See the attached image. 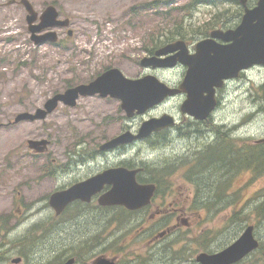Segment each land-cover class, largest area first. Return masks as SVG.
I'll return each mask as SVG.
<instances>
[{"label":"rangeland","instance_id":"obj_1","mask_svg":"<svg viewBox=\"0 0 264 264\" xmlns=\"http://www.w3.org/2000/svg\"><path fill=\"white\" fill-rule=\"evenodd\" d=\"M30 1L36 10L42 8L41 11L44 6L54 5L60 17L70 19L73 36L68 38L60 29L57 30L59 42L65 47L33 45L27 35L25 10L21 6L6 5L8 0H0V220H10L14 224L17 219L27 218L29 226L27 231L14 233L12 250H9L11 243L6 230L0 228V264H53L58 247L68 244L65 240L67 234L59 235L56 229L58 220L48 204L56 186L55 167L50 163L51 172L43 179L41 167L49 160L43 155L35 156L26 141L45 136L43 138L50 139L52 143L49 152L54 156L59 147L71 146L79 140H89L98 145L124 131L125 127L130 128L127 123L134 117L136 119L132 122L137 126L133 128H138L149 114L128 118L113 98L81 97L74 107L60 104L43 121L34 124L10 122L21 112L41 107L46 99L67 86L92 80L104 69L116 67L131 78L149 74L140 66V59L148 55L153 38L173 32L175 26L183 24L182 32L187 37L204 31L219 18L230 20L226 26L238 24L242 14L237 3H219L218 6L196 4L191 7L192 0H168L159 4L168 3L163 6L151 4L155 0ZM251 3L254 0H249V5ZM221 12L226 13L220 15ZM156 76L169 84L176 83L180 69L161 70ZM263 85L264 66H255L248 71L247 78L238 80L229 96L230 101L223 109L224 119H229L231 114L230 118L236 120L237 133L234 134L238 136L237 140L243 138L248 145L264 136ZM180 102L169 100L151 114L159 116L173 112L178 124H182L184 118L179 113ZM179 135L173 132L171 142L157 150L150 143L137 154L140 147L135 145L127 157L142 159L151 165L150 168L168 164L173 169L165 177V185L173 186L176 193L188 189L189 195L201 194L206 186L209 194H220L210 205L207 202L192 203L202 218L200 224L207 222V227H216L217 231L224 232L231 229V222L237 221L238 225L230 231L248 222L259 236L264 237V212L260 210L264 205V167L259 166L258 173L253 167L233 171L229 175L221 170L222 163H217L201 177L193 176L184 162L195 141ZM162 141H165V136L156 139L157 145ZM120 159L111 156L109 165ZM187 175L197 180L198 186L187 181ZM216 180L224 183V188H213L212 182ZM22 187L26 188L24 200L17 194ZM201 206H209L211 211ZM110 213L116 215L113 210ZM77 220L80 221L78 226L86 224L84 218ZM82 231L77 226L74 231L70 230L75 234ZM125 236H135L133 229L126 228ZM261 241L264 248V238ZM17 257H22L21 262L13 263ZM252 258L263 257L255 252Z\"/></svg>","mask_w":264,"mask_h":264},{"label":"flooded vegetation","instance_id":"obj_2","mask_svg":"<svg viewBox=\"0 0 264 264\" xmlns=\"http://www.w3.org/2000/svg\"><path fill=\"white\" fill-rule=\"evenodd\" d=\"M256 1L254 0V3L249 5V0H246L245 5L253 7ZM19 2L20 0H8L9 4H7L22 7ZM219 3L221 5L237 3L243 14L244 6L240 0H224L211 4L217 5ZM33 8L35 9L34 6ZM37 9L35 10L39 14L42 8ZM239 20H241V17ZM229 21L220 20L213 28H208L198 34H190L187 37H179L185 42L188 55L194 53L195 43L202 38L208 37L212 29L227 30L235 28L238 25L226 26ZM60 29H62V34L67 31L66 35L68 38L72 37V34L68 32L69 30L66 28H59L58 30ZM218 41L221 42L220 40ZM65 42H69V39H65ZM178 69H180V81L187 73L188 65L186 64L177 65L171 69L146 68L145 71L156 75L161 70L174 71ZM250 69L240 72L237 78L224 79L220 87H215L216 106L206 119H195L189 114L179 112L182 114L184 122L178 124L179 122L174 113L169 112L176 120L175 125L127 145L102 151L99 149L100 145L111 137L101 141L98 145H94L89 140H86V142L79 140L71 146L59 147L54 156H51L49 152L52 144L50 139L43 138L45 137L43 135L37 137L36 140L47 139L48 142L46 147L39 152L35 149H30L28 146L29 139L26 141L28 149L33 151L35 156L43 155L44 158L49 160L48 164L44 162L41 167L43 179L46 178L44 175L51 172V164L55 167L56 186L52 192L63 191L74 183L92 175L98 174L108 168L120 166L129 170L137 169L135 176L138 183H151L155 186L154 193L148 203L135 210H130L123 205H101L98 201L99 197L110 188L108 185H105L99 192L94 194L89 201L76 199L68 203L58 214H55L58 220L56 229L59 231V235L67 234L65 240L68 243L63 248L58 247L59 250L55 254L58 258L57 264H64L70 259H73L72 264H98L97 262L100 259H105L113 264H203L198 260V255L202 253L207 255L219 253L239 238L247 225H249L248 222H244L239 227L230 231L238 225L237 221L231 222V229L224 232L217 231L216 227H207V222L200 224L202 218L192 203L207 202L210 205L209 203L215 202V198L217 196L219 198L220 194H209L206 186H204L201 194L189 195L188 189L176 193L173 186L168 185L167 187L165 185V177L169 173L163 172L162 169L166 168V164L162 167L150 168L151 165L142 159L139 161L135 157H127V155L130 148L135 145L140 147L136 152L137 154L141 152L144 145H150V143L155 150L160 149L166 143L169 144L171 142L172 133L176 132L180 134V137L182 136L189 140L192 138L195 141L191 144L189 156L185 159L187 167L196 153L203 150L201 158L204 160L212 150L223 151L226 155L223 159V165H226L232 171H244L253 167L255 169L259 166L264 167V136L256 139L253 145H248L243 138L238 141V136L234 134L237 133L236 120L230 118L232 117L231 114L229 119H224L223 117V109L227 102L230 101L229 96L233 88L236 86L238 80H244V77L247 78V73ZM178 82L170 84L176 85ZM92 97L101 98L99 95ZM187 97V92H184L182 95L167 99L162 105L174 99L185 101ZM158 107L147 113L149 114L148 118L158 116L151 114ZM134 118L136 119V117ZM134 118L127 123L130 128L125 127L124 131L130 130L135 133L138 130V128H133L137 126L132 122L135 120ZM20 122L34 124L36 121H11L10 123L18 124ZM157 133H162V136H165V141L159 142V145H157V137H155ZM64 144L67 145V142ZM254 152L257 153L256 158L253 155ZM111 156L120 157L121 159L117 163L109 165ZM254 160H256L255 164ZM215 163L221 164V160L215 161ZM86 168L90 171H87ZM186 180L198 185L197 182L191 181L190 178ZM214 192H218V190L215 189ZM25 193L26 188L24 189V187L17 192L19 198L23 200ZM204 208L207 211H211V207L209 206ZM111 210L116 215L111 214ZM9 215L11 214L9 213ZM79 218H84L83 221L86 224L78 226L77 224L80 221L77 219ZM198 224H200V227L196 228ZM75 226L83 230L82 233L75 234L70 232L71 229L74 231ZM0 228L6 230L11 243L9 250H12L14 247V233L27 231L29 228L28 219H17L14 221V224L10 220H0ZM126 228L133 229L135 236L126 237ZM253 235L259 242L258 247L229 264H264V248L261 241V238L264 237L259 236L255 230H253ZM255 252H258L260 255L262 254L263 258L253 259L252 256Z\"/></svg>","mask_w":264,"mask_h":264},{"label":"water","instance_id":"obj_3","mask_svg":"<svg viewBox=\"0 0 264 264\" xmlns=\"http://www.w3.org/2000/svg\"><path fill=\"white\" fill-rule=\"evenodd\" d=\"M244 6L241 21L233 29H213L209 37L198 41L193 54L188 55L183 40L165 44L154 51L153 55L140 59L144 68H168L178 63L188 65L186 75L178 86L173 87L161 81L155 75L138 78L125 76L118 68L104 70L87 83H80L58 92L33 112H21L14 121L43 120L59 104L74 107L80 97H111L120 101V107L126 116L144 114L159 105L166 98L187 92V99L180 105V111L204 120L216 106L215 87H220L224 79L238 77L239 73L254 65H264V0H257L254 7H247L246 0H240ZM26 11V22L31 40L35 44L57 41L54 28L69 25L68 18H59L53 5L47 6L40 15L29 0H20ZM47 30V31H45ZM45 31V32H43ZM43 32V33H42ZM72 33L71 30L68 31ZM220 40L221 42H219ZM175 124L173 116L162 114L143 120L136 133L124 131L103 142L99 149L109 150L149 137L152 133ZM47 140H29L28 145L36 151H42ZM136 171L125 167L108 168L101 173L77 182L69 188L53 192L48 199L49 206L58 214L68 203L76 199L89 201L105 185L110 188L99 197L101 205H123L130 210L138 209L150 200L154 193V184H140L136 180ZM259 243L253 235V226L248 225L239 238L223 251L213 254H200L198 260L203 264H229L256 249ZM20 258L13 260L19 262ZM73 259L64 264H72ZM98 264H113L100 259Z\"/></svg>","mask_w":264,"mask_h":264},{"label":"trees","instance_id":"obj_4","mask_svg":"<svg viewBox=\"0 0 264 264\" xmlns=\"http://www.w3.org/2000/svg\"><path fill=\"white\" fill-rule=\"evenodd\" d=\"M168 0H155L153 2H151V4H154L155 6H163V5H168V3H164V4H161L159 5L161 2H167ZM201 1L203 0H192L190 2V6L193 7L195 6L196 4H200ZM224 13L226 12H221L220 15H223ZM220 15H218L217 17H219ZM221 18L217 19L215 22H211L210 24L211 25H208L207 27H213L215 26V24L220 21ZM184 28V25L180 24L178 26H175V30L172 32V31H169V32H166L164 33L162 36H159V37H156L155 39L153 38L152 39V46L150 47L149 49V53H152L154 51V49H156L157 47L165 44L166 42H169L171 40H173L175 37H178L179 35H184L182 30ZM184 31V30H183ZM62 47H64L62 45ZM264 88V86L262 87ZM155 137L159 138V137H162V133H157L155 135ZM204 151V150H203ZM203 151L199 152V153H196L195 157L192 159V161L188 164V168H189V171H191V174L193 176H199L201 177V175H204L205 173L207 172H210L211 171V166H215L216 163L215 161H218V160H221V163H222V168L221 170H224V173L225 174H229L231 175L232 174V170L227 167L226 165H223V162H224V157L226 156L225 153L223 151H211L209 152V155L205 158V160L203 158H201V155L203 153ZM254 157L256 158L257 157V153L254 152ZM254 164L256 162V160L253 161ZM183 164V161L181 162ZM186 164V162H184ZM166 168L162 169V171L164 172H168L170 173L172 171V167H170L168 164H166ZM254 171L256 173H258L260 170L258 168H255ZM187 178H190L191 179V175H187L186 176ZM191 181H194V182H197V180H192ZM219 180H216L215 183L212 182V185H213V188H224L225 184L224 183H217ZM198 186V185H197ZM215 191V189H213ZM261 212H264V205L262 206V208L260 209ZM57 257L54 258V261H53V264H55V262H57Z\"/></svg>","mask_w":264,"mask_h":264},{"label":"bare ground","instance_id":"obj_5","mask_svg":"<svg viewBox=\"0 0 264 264\" xmlns=\"http://www.w3.org/2000/svg\"><path fill=\"white\" fill-rule=\"evenodd\" d=\"M217 1H224V0H203V1H201L200 4H211V3H215Z\"/></svg>","mask_w":264,"mask_h":264}]
</instances>
